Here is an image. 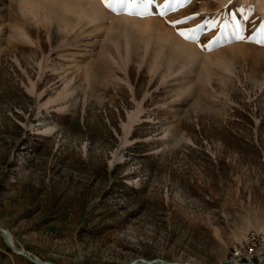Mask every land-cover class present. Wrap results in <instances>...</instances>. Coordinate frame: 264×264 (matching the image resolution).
I'll return each mask as SVG.
<instances>
[{
	"label": "rangeland",
	"instance_id": "obj_1",
	"mask_svg": "<svg viewBox=\"0 0 264 264\" xmlns=\"http://www.w3.org/2000/svg\"><path fill=\"white\" fill-rule=\"evenodd\" d=\"M111 2L0 0V264H264V0Z\"/></svg>",
	"mask_w": 264,
	"mask_h": 264
},
{
	"label": "built area",
	"instance_id": "obj_2",
	"mask_svg": "<svg viewBox=\"0 0 264 264\" xmlns=\"http://www.w3.org/2000/svg\"><path fill=\"white\" fill-rule=\"evenodd\" d=\"M262 251H259L256 239L253 238L246 244L236 248L230 257L226 258L220 264H256V260H261Z\"/></svg>",
	"mask_w": 264,
	"mask_h": 264
},
{
	"label": "snow or ice",
	"instance_id": "obj_3",
	"mask_svg": "<svg viewBox=\"0 0 264 264\" xmlns=\"http://www.w3.org/2000/svg\"><path fill=\"white\" fill-rule=\"evenodd\" d=\"M103 2L106 4L108 8H112V2L111 0H103ZM115 2L120 3L122 5H126L129 9H136L135 14L139 15H145V14H150L149 9L152 5L156 3V0H115ZM163 8L167 9L169 7L168 3H165L162 5ZM132 14V13H130ZM161 16L164 15L163 12L159 13ZM173 23H183V21H176ZM180 35L184 36L185 39H190V40H195L196 37L190 34H185V32L181 31L179 32ZM243 39V37H240ZM264 43V41H262Z\"/></svg>",
	"mask_w": 264,
	"mask_h": 264
},
{
	"label": "bare ground",
	"instance_id": "obj_4",
	"mask_svg": "<svg viewBox=\"0 0 264 264\" xmlns=\"http://www.w3.org/2000/svg\"><path fill=\"white\" fill-rule=\"evenodd\" d=\"M78 1H79V0H78ZM80 1H81V0H80ZM61 2H62V1H61ZM94 2H96V1H94ZM71 4H72V2H71ZM73 4H74V3H73ZM73 4H72V5H73ZM76 4H77V3H76ZM76 4H74V5H76ZM91 6H94V7H95V4L92 3ZM96 18H99V20H100V17H96ZM176 100H177V98H176V99H173V100H172V103L176 102ZM1 230H3V229H1ZM3 232H4V231H3ZM6 238H7V236H6ZM8 240H9V242L12 243L13 240H12V236H11V234L8 235Z\"/></svg>",
	"mask_w": 264,
	"mask_h": 264
},
{
	"label": "water",
	"instance_id": "obj_5",
	"mask_svg": "<svg viewBox=\"0 0 264 264\" xmlns=\"http://www.w3.org/2000/svg\"><path fill=\"white\" fill-rule=\"evenodd\" d=\"M3 234H4V237H5V239H6V235H7V231L5 230V229H3ZM6 241L9 243V241L6 239ZM9 244H11V243H9ZM36 262H38L37 260H35Z\"/></svg>",
	"mask_w": 264,
	"mask_h": 264
}]
</instances>
